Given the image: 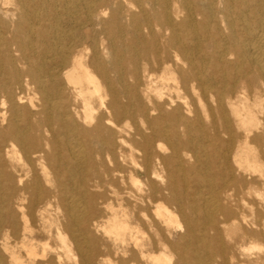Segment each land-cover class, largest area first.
I'll use <instances>...</instances> for the list:
<instances>
[{"label":"bare ground","instance_id":"bare-ground-1","mask_svg":"<svg viewBox=\"0 0 264 264\" xmlns=\"http://www.w3.org/2000/svg\"><path fill=\"white\" fill-rule=\"evenodd\" d=\"M0 264H264V0H0Z\"/></svg>","mask_w":264,"mask_h":264},{"label":"rangeland","instance_id":"rangeland-1","mask_svg":"<svg viewBox=\"0 0 264 264\" xmlns=\"http://www.w3.org/2000/svg\"><path fill=\"white\" fill-rule=\"evenodd\" d=\"M163 145H164V147L165 148H167L168 149V147H169V145L166 143V142H163ZM125 174H127L128 173V170L127 169H125ZM108 179H109V176H107L106 178H105V181H103V182H107L108 181Z\"/></svg>","mask_w":264,"mask_h":264}]
</instances>
